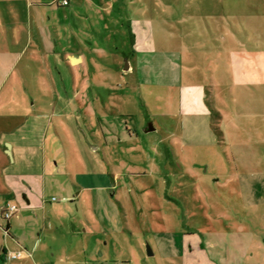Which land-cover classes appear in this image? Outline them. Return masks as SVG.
<instances>
[{"label": "rangeland", "instance_id": "374dc122", "mask_svg": "<svg viewBox=\"0 0 264 264\" xmlns=\"http://www.w3.org/2000/svg\"><path fill=\"white\" fill-rule=\"evenodd\" d=\"M40 1L46 53L40 65L23 59L14 69V83L22 85L14 94L29 102L44 122L47 160L66 165L67 170L47 174L45 192L40 188L38 194L42 210H25L23 195L29 192L21 194L17 204L24 226L37 233L43 228L41 217L51 213L52 222L46 220L44 228L52 229L54 217L71 212L73 222L82 228L88 212L107 213L102 227L124 231L117 235L122 244L109 239L106 258L117 261L110 264H264V87L253 83L249 103L243 102L244 138L227 122L238 137L230 141L236 156L247 152L254 164L257 160L260 164L253 167L251 161L249 169L236 170L226 164L232 162L230 151L219 162L213 150L220 146H205L214 139L183 143L180 129L166 126L161 92L138 87L133 75L124 72L130 38L127 10L122 13L111 7L112 0H102L109 8L107 16L99 11L107 19L103 23L102 16L93 15L94 7L93 12L72 17V8ZM257 10L260 15L252 17L264 21V6ZM71 57L82 59L74 63ZM149 123L156 132L145 135L143 127ZM171 133L176 152L162 144L170 141L165 137ZM80 171L104 174L105 188L81 193L73 177ZM4 222L0 218L2 227ZM136 240L145 241L142 254L148 263ZM52 253L44 247V255Z\"/></svg>", "mask_w": 264, "mask_h": 264}, {"label": "crops", "instance_id": "0c3cea01", "mask_svg": "<svg viewBox=\"0 0 264 264\" xmlns=\"http://www.w3.org/2000/svg\"><path fill=\"white\" fill-rule=\"evenodd\" d=\"M74 1L79 3L74 5ZM111 4L112 8L122 13L126 10L130 13V38L126 45L127 53L124 54L129 68L124 69V72L133 75L138 87L145 86L149 90L161 92L158 98L161 97L165 103L162 114L166 118V126L179 128L183 143L185 140L194 142L202 137L214 139L211 143L206 141L205 146H220V149L210 150H213L217 161L224 162L230 151L233 157L232 162H226L228 166L236 170L249 169V162L254 164V159L247 152L242 155L237 153L236 156L237 151L230 141L238 137L228 130L227 122L233 123V129L240 130L242 137V107L243 102L249 103V87H253V83L264 87V21L259 22L252 17L260 15L257 8L260 4L264 6V0H122L121 3L112 0ZM42 5L40 0H0L2 221L3 209L8 204L18 207L17 202L25 190L29 193L23 195L27 199L23 208L28 211L31 208L42 210L43 204L38 194L40 188L45 192L47 174H56L59 168L60 171L67 170L66 165L47 160L44 122L34 115L29 102L17 99L14 94L22 89L20 83H14V69L23 59L40 65V59L46 53L45 36L40 34L45 19ZM68 7L72 8V17L86 10L93 12L94 7L98 10L94 9L93 15L102 16L99 20L103 23L107 20L104 15L109 13L108 6L102 0H93L92 4H87L85 0H72ZM99 11L104 12V15H100ZM221 75L226 78L223 79ZM222 90L228 97L225 101L222 99ZM173 105L175 109L171 108ZM262 119L264 122V117ZM147 127L148 124L143 127L145 135L156 132L155 127V130L146 132ZM174 137V133L167 135L165 140L170 141L162 144L176 152ZM155 144L149 145L156 148ZM258 163L257 160L252 166L259 168ZM261 174L257 173L259 176ZM103 176L95 172H76L73 175L74 184L81 188V193L95 188L104 189ZM18 213L19 210L9 221L4 222L5 227L0 224V264L117 262L106 258L109 239L112 237V243L116 245L122 244L117 235L124 231L114 233L102 227L108 222L107 213L93 215L88 212L83 218L85 227L79 228L77 222H73L72 213L67 212L54 217V227L46 229L45 221L52 220L51 213H47L41 217L43 228L37 229V233L24 226ZM47 238L50 239L45 244ZM144 242L136 240L142 260L148 263L143 258L145 254H142ZM42 246L49 247L53 253L44 255ZM17 252L26 253L25 257L7 259L8 254ZM98 252L101 254L98 255ZM183 257L184 254H181ZM122 264L127 263L122 261Z\"/></svg>", "mask_w": 264, "mask_h": 264}, {"label": "built area", "instance_id": "2783aa9c", "mask_svg": "<svg viewBox=\"0 0 264 264\" xmlns=\"http://www.w3.org/2000/svg\"><path fill=\"white\" fill-rule=\"evenodd\" d=\"M72 0H54L52 2L53 5H56L58 7H68ZM18 207L17 205L14 204H8L2 212V217L4 220L9 221L17 212H18ZM7 233V230H5ZM22 256L21 252L17 253H10L7 255V259H17Z\"/></svg>", "mask_w": 264, "mask_h": 264}, {"label": "water", "instance_id": "95a60500", "mask_svg": "<svg viewBox=\"0 0 264 264\" xmlns=\"http://www.w3.org/2000/svg\"><path fill=\"white\" fill-rule=\"evenodd\" d=\"M78 61H79V60L76 59V58L73 59V62H74V63H75V62H78ZM128 68H129V65H128V63H126L125 70H128ZM153 130H155L153 124H152V123H149L146 132H151V131H153ZM148 255H149V256H152V255H153V252H152L149 248H148Z\"/></svg>", "mask_w": 264, "mask_h": 264}, {"label": "flooded vegetation", "instance_id": "af4514ba", "mask_svg": "<svg viewBox=\"0 0 264 264\" xmlns=\"http://www.w3.org/2000/svg\"><path fill=\"white\" fill-rule=\"evenodd\" d=\"M148 128V127H147ZM147 128L145 130H147Z\"/></svg>", "mask_w": 264, "mask_h": 264}]
</instances>
